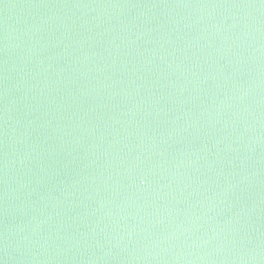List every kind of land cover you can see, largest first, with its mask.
I'll list each match as a JSON object with an SVG mask.
<instances>
[{"label": "water", "instance_id": "water-1", "mask_svg": "<svg viewBox=\"0 0 264 264\" xmlns=\"http://www.w3.org/2000/svg\"><path fill=\"white\" fill-rule=\"evenodd\" d=\"M0 264H264V0H0Z\"/></svg>", "mask_w": 264, "mask_h": 264}]
</instances>
